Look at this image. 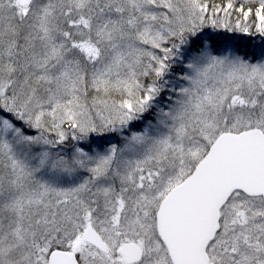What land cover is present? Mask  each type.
<instances>
[{"label":"snow or ice","instance_id":"obj_1","mask_svg":"<svg viewBox=\"0 0 264 264\" xmlns=\"http://www.w3.org/2000/svg\"><path fill=\"white\" fill-rule=\"evenodd\" d=\"M0 264H264V0H0Z\"/></svg>","mask_w":264,"mask_h":264}]
</instances>
